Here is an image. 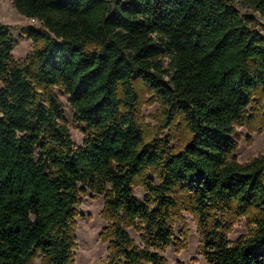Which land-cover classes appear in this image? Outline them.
Returning a JSON list of instances; mask_svg holds the SVG:
<instances>
[{"label":"trees","instance_id":"obj_1","mask_svg":"<svg viewBox=\"0 0 264 264\" xmlns=\"http://www.w3.org/2000/svg\"><path fill=\"white\" fill-rule=\"evenodd\" d=\"M12 2L40 25L21 26L37 46L18 61L0 20V264H74L89 191L105 197L107 264H169L184 210L207 264H264V155H234L236 125L264 118V33L243 0ZM252 6L264 15V0ZM141 86L165 128L186 125L180 149L145 132ZM57 89L85 126L79 146ZM239 216L250 232L231 242Z\"/></svg>","mask_w":264,"mask_h":264},{"label":"rangeland","instance_id":"obj_2","mask_svg":"<svg viewBox=\"0 0 264 264\" xmlns=\"http://www.w3.org/2000/svg\"><path fill=\"white\" fill-rule=\"evenodd\" d=\"M236 7L245 14H252L256 18V27L264 33V15L252 6V0H243ZM0 20L10 24L15 46L14 58L22 61L37 44L23 32L21 26H39V21L22 15L13 5L12 0H0ZM63 104L68 125L75 143L79 146L85 137V126L74 119L75 111L68 102V96L56 90ZM258 111V110H257ZM139 119L142 127L149 137H170L173 149H180L188 140V129L184 123L171 127H164V110L157 96L145 86H141V105ZM237 148L235 157L240 162H248L254 157L264 155V118L261 113L251 115L249 119L236 125ZM134 193L137 198L144 200L145 190L142 185H135ZM105 197L89 191L83 196L78 206L80 215L76 218L75 235L77 246L74 250V264H107L108 242L101 238V232L107 225L103 210ZM251 223L246 216L234 219L228 230L231 242L241 236H247ZM176 243L166 247L161 253L169 264H207L202 252V236L198 230L197 218L190 211H182L181 217L175 220ZM136 240L139 238L134 228L129 229ZM32 264H44L42 257L36 258Z\"/></svg>","mask_w":264,"mask_h":264},{"label":"built area","instance_id":"obj_3","mask_svg":"<svg viewBox=\"0 0 264 264\" xmlns=\"http://www.w3.org/2000/svg\"><path fill=\"white\" fill-rule=\"evenodd\" d=\"M33 20H36V18H32Z\"/></svg>","mask_w":264,"mask_h":264}]
</instances>
